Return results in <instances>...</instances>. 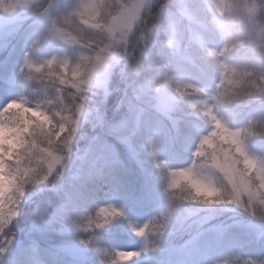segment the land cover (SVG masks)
<instances>
[{
	"label": "snow or ice",
	"instance_id": "snow-or-ice-1",
	"mask_svg": "<svg viewBox=\"0 0 264 264\" xmlns=\"http://www.w3.org/2000/svg\"><path fill=\"white\" fill-rule=\"evenodd\" d=\"M142 8L143 0L131 4L128 0H82L72 12L53 16L50 5L41 8L36 0H13L11 4L0 0V11L13 14L17 9L33 10L50 22L49 34L56 40L68 45L78 40L85 50L81 55L83 68L59 58L35 64L27 55L21 74L28 81H38L43 89L35 102V112L26 113L15 106L0 111V125L4 128L0 135V264H21L13 260L14 254L43 252L35 238L49 232L64 237L56 246L53 264H94L90 253L98 258V264H123L129 259L137 261L142 256L152 258L169 251L163 244L186 214L203 213L205 218L217 219L240 212L253 221L264 222V212L260 211L264 208V161L246 153L239 142L240 133L228 130L213 110L205 107L203 115L215 125L214 133L200 140L190 162L170 167L163 157L166 151L177 149L179 127L173 124V135V129L162 131L158 124L146 119L145 108L138 106L140 102L155 101L157 108H166L162 101L143 91L131 99L125 93L120 104L125 109L120 122L128 130L121 142L139 168L142 182L138 187L129 182L130 169L117 155L108 171L99 173L100 185L95 187L93 143L97 137H90L88 129L94 131L107 121V94L98 99L93 89L97 68L106 67L107 60L100 42L84 39L77 32L85 28L108 29L112 26L107 22L110 18L133 21ZM39 43L35 41L33 49ZM177 91L181 96L191 94L184 87ZM15 101L33 108L27 99ZM54 104L60 108L52 110ZM137 136L144 140L139 147L132 139ZM142 148L149 151L154 167L142 159ZM157 185L163 186L167 197L163 221H151L159 223V227L148 231V224L129 222L143 247L102 250L97 242L99 233L128 219L125 205L116 201L123 198L135 203L149 202ZM101 193L105 197L102 201ZM53 197L58 200L54 211L42 224H36L31 218L51 207ZM21 221L25 228L21 230L23 239L18 241L14 229H20ZM230 244L240 247L234 258L214 260L211 264H264V256L244 258L246 248L264 245V233L251 236L227 227L213 235L193 237L180 255L187 258L185 264H198L194 257ZM149 264H154L152 259Z\"/></svg>",
	"mask_w": 264,
	"mask_h": 264
},
{
	"label": "rangeland",
	"instance_id": "rangeland-1",
	"mask_svg": "<svg viewBox=\"0 0 264 264\" xmlns=\"http://www.w3.org/2000/svg\"><path fill=\"white\" fill-rule=\"evenodd\" d=\"M12 2L13 0H11V3ZM70 6L69 0L67 3L66 0H50V13L53 16H57ZM48 29L49 23L33 10L17 9L13 14H8L4 11L0 12V110L10 101L22 99H27L32 102L34 108L36 101L29 98L23 94L20 89L15 87L16 72L24 65L27 55L31 56L35 64H42L53 56L60 59H70L73 55L71 49L51 38L41 40L35 49H33L32 46L34 42L44 36ZM163 39L162 36L157 38L155 47L149 53L148 58L144 60V66H154L157 56H163L169 61L173 75L182 76L196 83L209 94L214 92L215 83L219 80V75L215 71V68L203 59L189 58L190 54L188 53L183 55H173L169 53L167 49L161 46V41ZM144 80V75H141L139 78H134L133 87H142ZM105 86L109 88L110 92L105 97L107 121L103 124H99L94 131L91 128L88 129V135L90 137H97L93 143L95 155L94 171L104 167L109 168L116 162V157L118 155L119 160L123 161L130 169V174L127 179L131 184L138 187L142 182L140 170L135 162L129 158L127 146L121 142V137L128 135V130L120 122V116L125 113V109L120 107L124 92V84L121 83L119 76L110 74L105 82ZM117 86H119L121 91L111 93V89ZM147 94L162 101L166 110L163 107L157 108L155 101H142L138 106L145 108L146 119L151 120L154 124H158L162 131H166L164 128L173 129V135H175L173 124L177 125L180 130L181 135L177 149L174 152L166 151L163 158L170 167H175L180 163L190 162L200 140L212 131L214 125L209 118L203 115V104L206 97L180 98L171 90H166L159 95H153L150 91L147 92ZM128 95L129 99H131V92H129ZM257 107L258 105L248 110L245 118L237 124L228 120L227 116L224 115L225 112L223 108L218 111V119H221L226 127L231 128L233 131H237L246 125L249 115L252 114ZM118 109L119 111H117ZM113 125H115V127H113ZM132 139L133 143L138 147L144 143L142 136L133 137ZM84 146L85 145L82 143L81 147L83 148ZM243 147L250 157L259 161H264V139L247 140L243 144ZM141 152L142 159L149 161L148 158L151 157L149 151L146 148H142ZM103 199H105V197L101 194L100 200L102 201ZM116 202L125 205L126 215L130 218L131 223H136L140 226L148 224V231H153L159 223H151V221L156 220L160 222L162 212L164 213L166 211L167 197L164 194L163 186L157 185L156 192L149 202L135 203L123 198H119ZM56 203H58V200L56 197H53V205L47 207L43 213L35 215L31 219L36 224H42L46 217L54 211ZM211 219L212 218H205V214L203 213L191 216L186 214L185 218L176 226L175 230L179 231L182 228L190 230V227H193L192 232H189V235H191L189 237L186 236L188 237L186 238L183 231V233L176 232L177 240H175V236H169L168 243L164 247L169 251L162 253V256L169 258L171 255L175 254L181 258V264H185L187 258L180 255V253L188 247V242L193 237L201 234L205 236L213 235L224 227L229 228L231 231L241 229L242 232L251 236L264 233V222L253 221L246 214L240 212L234 214L230 213L228 216L217 218L218 223L212 226L210 225ZM24 228L25 223L21 221L20 229H14L16 240L20 241L23 239L21 230ZM195 229L196 232L194 231ZM130 232L135 235L131 231V228ZM35 239L39 245H43L46 248L48 247L47 251L52 256H54L57 251L56 246L64 241V237L58 235L56 232H49L44 235L37 234ZM142 247L143 242L141 238L131 242L119 240L118 244H111V249L139 250ZM239 251L240 247L237 244L224 245L219 248L210 249L201 256L194 257L193 260L198 261V264H211V261L214 260L223 261L234 258L235 254ZM245 254L247 256L244 258L264 256V245L254 244L250 249L245 251ZM30 255L23 253L19 255L14 254L13 260L20 261V258H23V256L29 257ZM31 259L32 260L28 263L22 264H48V260L42 257ZM131 260L132 259H129L126 262ZM140 264L149 263L143 259Z\"/></svg>",
	"mask_w": 264,
	"mask_h": 264
},
{
	"label": "clouds",
	"instance_id": "clouds-1",
	"mask_svg": "<svg viewBox=\"0 0 264 264\" xmlns=\"http://www.w3.org/2000/svg\"><path fill=\"white\" fill-rule=\"evenodd\" d=\"M69 2L71 6L63 10L65 13L72 12L82 0ZM36 4L48 8L50 0H36ZM40 17L49 23V29L38 40L58 41L49 34L50 22ZM107 22L112 25L108 29L85 28L77 32L78 36L103 45L107 66L97 68L93 86L98 99L110 93L105 82L111 74L120 77L124 84L123 95L131 92V98L140 91L159 95L166 90L180 98L206 97L203 108H211L217 118L220 109L250 100L258 107L249 115L246 125L237 130L239 142L243 145L247 140L264 137V0H143V8L135 20L110 18ZM161 36L164 38L161 46L169 53H188L189 58L203 59L215 68L219 80L214 92L209 94L196 83L173 75L169 61L163 56H157L154 66H144V60ZM58 42L73 53L70 59L59 60H68L73 66L83 68L81 55L85 50L79 46V41L73 40L72 45ZM54 58L58 57L46 61ZM141 75L145 76L143 86L134 88V78ZM179 87L187 88L191 94L181 96L177 91ZM118 91H121L119 86L111 89V93ZM13 106L26 113L35 112V108L19 105L15 100L0 111L6 112ZM51 108L58 110L60 105L54 104ZM214 131L215 125L208 135ZM3 132L0 125V135ZM260 211L264 212V208Z\"/></svg>",
	"mask_w": 264,
	"mask_h": 264
},
{
	"label": "trees",
	"instance_id": "trees-1",
	"mask_svg": "<svg viewBox=\"0 0 264 264\" xmlns=\"http://www.w3.org/2000/svg\"><path fill=\"white\" fill-rule=\"evenodd\" d=\"M3 2L5 4H11V0H3ZM22 67H20L16 72V77H15L16 85H15V87L20 89L23 94H25L26 96H28L32 100L37 101L39 99V97L43 94L42 85H40V83L38 81L35 82V81L26 80L20 71ZM256 105H257V103L254 101H250V100L242 101V102L238 103L235 107L223 108V110L225 112L224 115L227 116L229 121H232L235 124H237V123H240L245 118L247 111ZM256 139L262 140V139H264V137H256V138H253L250 140H256ZM148 159H149L148 162H149L150 166H153L154 161L152 160V158L149 157ZM11 162H14V158L12 161H10V163ZM108 169H109L108 167H104L102 169L95 171L97 173V175L95 176V179H96L95 187L99 188V185H100L101 177H100L99 173H106L108 171ZM89 187H93V185H89ZM100 198H101V195H100L99 199ZM162 214H163V212H162ZM162 214H161L160 222L163 221ZM129 222H130V218L128 217L127 220L117 221L114 225L109 226L105 230L101 231L97 237V242L99 243L101 249L110 251V250H112L111 244H118L119 240H124V241L127 240V242H131L133 240L137 241L139 239V237L133 235L130 232V223ZM210 223H211L210 225L212 226L214 224H217L218 221H217V219H211ZM210 225H208V226H210ZM158 227H159V224L157 225L156 229ZM192 230H193V227H190V230L182 228L179 231L175 230L174 233L171 234L170 236H175V240H177L178 238L176 236V232H182L183 233V231H184L185 237L186 236L189 237L191 235V234L189 235V232H192ZM194 231L196 232V229ZM233 232L247 234L245 232H242L241 229L235 230ZM188 237H186V238H188ZM175 242H177V241H175ZM167 243H168V239L163 244V247H165V245ZM39 246L44 251L39 252V253H32L29 257L23 256V258H20L21 264L22 263H28L29 261L32 260L31 258L36 259L38 257H42V258L48 260L47 261L48 264H53L54 256H52L50 253H48V251H47L48 247L46 248L43 245H39ZM250 248L251 247L246 248L245 251L250 249ZM89 255L91 256L93 262L95 264H98V258L95 256V254L90 253ZM143 259H145L148 263H149V260L152 259L154 264H181V262H182L181 258L176 256L175 254L171 255L169 258H166V257H163L162 253H161V254H158L156 257L150 258L148 256H142L137 261L135 259H132L129 262H126V261L123 262V264H140L141 260H143Z\"/></svg>",
	"mask_w": 264,
	"mask_h": 264
}]
</instances>
